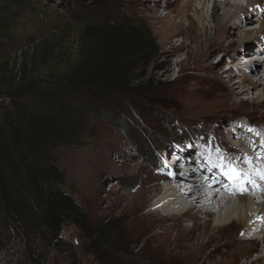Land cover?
Masks as SVG:
<instances>
[{"label": "rangeland", "instance_id": "374dc122", "mask_svg": "<svg viewBox=\"0 0 264 264\" xmlns=\"http://www.w3.org/2000/svg\"><path fill=\"white\" fill-rule=\"evenodd\" d=\"M175 1L29 0L30 8L15 28L17 41L3 50L9 65L15 62L27 64L31 72L41 76L50 70L60 71L79 57L86 21L136 20L151 29L157 51L141 67L148 83L127 93H106L102 100L95 103L106 110L84 115L81 137L60 150L61 165L67 174L65 188L84 208L91 225L119 218L122 232L114 247L116 250H113L119 264H197L194 260L196 242L206 243L212 236L221 239L224 235L223 231H218L214 220L204 223L205 214L194 209L191 213L197 212V219L184 217L169 221L163 228L153 227L142 218L141 222H137L140 214L134 205L123 210L122 197L133 193L140 183L155 177L160 171L172 169L182 174L169 163L171 153H179L180 158L187 156L196 168L199 164L196 155L215 157V149L223 147L227 150L226 157L236 158L245 166L242 162L244 157H236L229 143L230 138L235 137L231 129L234 124L240 125L239 136H242L243 127L252 125L241 116L244 113L260 121L264 127V120L259 117V110L264 112V107L246 102L237 105V112H224L219 118L193 117L190 114V107L205 93L217 86L218 92L224 90L219 89L217 81L201 78L199 74L196 76L193 69H183L175 64V61L185 57L183 53L171 57V71H165L162 39L167 32L168 18L161 21L157 16L165 17L171 9L179 10L181 7L175 5ZM191 2L194 7L199 4V0ZM147 5L153 11L158 9L159 14L154 16L153 11L142 13ZM211 5L208 4L209 7ZM218 11L221 13L222 9ZM176 39L179 40V36ZM256 47L251 45L248 49ZM236 52L244 57L243 51ZM224 56L223 51L217 52L213 63L217 64ZM240 61L231 57L222 67H217L216 71L222 75L224 82L228 81L227 74L223 73L228 70L226 68H231L234 80L231 82L242 79L239 73L246 70L232 68V65L241 64ZM260 67L264 69V62L260 63ZM261 73L263 77L264 72ZM257 93L254 90V94H242L239 100L246 101L256 97ZM231 117H236V120ZM244 135L249 139L241 143L242 148L255 154L261 147V137L250 132ZM209 146L213 152H204ZM196 147L203 153L195 151ZM187 150L193 154L192 158ZM209 167L208 164L204 166L202 176H209ZM254 192L248 191V195ZM259 200H262L261 196ZM86 230L68 224L62 235L74 246L83 264H108L96 257L90 231ZM18 236L17 232L0 234V264H10L19 252L22 254ZM21 259L19 256L17 264H28ZM48 259L47 264H70L59 250H53ZM216 259H220L219 254ZM202 264L211 263L205 261Z\"/></svg>", "mask_w": 264, "mask_h": 264}, {"label": "trees", "instance_id": "16d2710c", "mask_svg": "<svg viewBox=\"0 0 264 264\" xmlns=\"http://www.w3.org/2000/svg\"><path fill=\"white\" fill-rule=\"evenodd\" d=\"M29 8V0H0V234L17 232L22 250L10 264L19 256L47 264L53 250L70 264H83L62 235L68 224L90 231L98 259L119 264L113 254L122 232L119 218L91 225L65 188L60 150L81 137L84 115L106 110L95 104L106 93L148 83L141 67L157 51L156 40L136 20L86 21L79 57L38 76L27 64L9 65L3 53L17 41L15 28Z\"/></svg>", "mask_w": 264, "mask_h": 264}, {"label": "bare ground", "instance_id": "6f19581e", "mask_svg": "<svg viewBox=\"0 0 264 264\" xmlns=\"http://www.w3.org/2000/svg\"><path fill=\"white\" fill-rule=\"evenodd\" d=\"M198 3V6L194 7L191 0H176L175 5L181 8L171 9L165 17L158 15L159 10L153 11L149 5L141 10L142 13L153 11V15H158V20L161 21L168 18L167 32L162 39L166 72L171 71L169 67L171 57L183 53L185 57L175 61V64L183 69H193L195 74L197 73L196 76L199 74L201 78L217 81L219 89L224 90L222 93L218 92L217 86L205 93L190 107V114L193 117L214 119L219 118L224 112H237V105L245 102L264 107V73L263 77L261 76L264 69L260 67V62L248 66L249 63L245 60L242 65L248 68L232 65L233 69L246 70L239 73L242 76L239 82H231L233 80L231 68H226L228 70L223 72L227 74V82H224L222 75L216 71L217 67H222L231 57L238 62L252 57L258 60V54H264V0H199ZM209 3H212L210 7ZM219 8L222 9L221 13L218 11ZM176 36L180 39L177 40ZM251 45L258 48L248 49ZM219 51H223L225 56L214 64L213 59ZM235 51H243L244 57L238 56ZM254 90L258 91L256 97L246 101L239 100L242 94H254ZM241 116L252 123L251 126H241L245 129L242 133H249L247 131L249 128L264 133L260 121L246 113ZM259 117L264 120L263 111L259 110ZM232 120L235 121L236 117ZM239 129L238 124H234L231 129L235 135L229 141L231 148L236 157L252 161L251 165L242 166L238 159L229 157L240 162L241 169L250 170L246 180H250L251 183L243 182L242 192L237 191L223 177L220 183H216L214 177L219 174L217 169L209 167V176H202L201 172H204V166L207 165L205 161L209 156L205 154L206 157L202 159L200 155L198 157L196 155L195 158L201 165L197 178L178 175L172 169H168L167 172L160 171L155 177L140 183L133 193L124 195L121 201L122 209L134 205L140 214V217L136 218L137 222L143 219L153 227L161 228L171 220L184 217L197 219V212H202L206 216L204 223L208 224L210 220H214L218 231H223L224 235L221 239L212 236L206 243L199 240L196 242L194 260L198 262L197 264L205 261L211 264H264V180L259 175L252 174L264 170V160L259 158L264 157V149L259 147V151L254 154L242 148L241 143L247 142L249 136L244 134L239 136ZM156 138L160 140L159 137ZM262 143L264 137H261L259 145ZM219 149L226 155L225 148ZM195 151L199 152L197 147ZM187 152L192 158L190 150ZM179 173L183 174L181 171ZM252 188L256 192L248 195V191H253ZM260 196L262 200H259ZM194 209L197 212L192 214ZM218 254L220 259H216Z\"/></svg>", "mask_w": 264, "mask_h": 264}, {"label": "snow or ice", "instance_id": "6c2138e0", "mask_svg": "<svg viewBox=\"0 0 264 264\" xmlns=\"http://www.w3.org/2000/svg\"><path fill=\"white\" fill-rule=\"evenodd\" d=\"M248 132L253 133L257 136L264 137V133L259 132L255 129H247ZM261 148H264V143L261 144ZM204 152L206 153H212L213 149L211 146L204 149ZM203 158V156H202ZM261 160H264V157H259ZM212 169L219 170V174L214 177V180L216 183L221 182V177L226 179L230 184H232L237 191H243L241 189V184L243 182L251 183L250 180H246V178L249 176L248 169H241L239 167V163L233 159H230L226 157L223 153L220 152L219 148L215 149V157L209 155L208 159L205 161ZM243 163L251 165L252 161L250 159L245 158ZM253 175H259L262 180H264V170L260 172H253Z\"/></svg>", "mask_w": 264, "mask_h": 264}]
</instances>
